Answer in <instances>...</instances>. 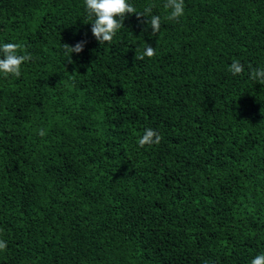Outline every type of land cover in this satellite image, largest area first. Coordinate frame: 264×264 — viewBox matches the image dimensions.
Returning a JSON list of instances; mask_svg holds the SVG:
<instances>
[{"label":"trees","instance_id":"1","mask_svg":"<svg viewBox=\"0 0 264 264\" xmlns=\"http://www.w3.org/2000/svg\"><path fill=\"white\" fill-rule=\"evenodd\" d=\"M164 2L129 0L154 6L158 33L129 15L99 44L84 0H0V44L33 57L0 73V264L264 253V85L248 69L264 67V0H184L178 21ZM80 41L69 62L62 44ZM147 128L162 140L140 148Z\"/></svg>","mask_w":264,"mask_h":264},{"label":"clouds","instance_id":"2","mask_svg":"<svg viewBox=\"0 0 264 264\" xmlns=\"http://www.w3.org/2000/svg\"><path fill=\"white\" fill-rule=\"evenodd\" d=\"M85 11L91 23V34L99 44L111 43L117 32L124 28V20L129 15H135L139 20L141 17L146 18L144 23L149 26L152 34L160 31L161 18L152 14L153 5H147L143 12H137L136 8L129 3V0H84ZM163 7L169 10L166 17L168 20L178 21L184 15V0H165ZM86 41L77 42L74 46L62 44L64 55L71 62V54H79L83 51ZM23 52V54H21ZM156 54L154 47L146 45L142 54L134 57L143 60L145 57L152 58ZM33 59L27 48L20 43H2L0 44V73L5 77L14 76L19 78L21 75V66ZM249 78L264 85V67L255 68L248 66ZM228 71L236 76L245 71L244 65L238 59H233L228 67ZM44 129L38 131V135H46ZM162 136L152 128L144 130L143 135L137 143L140 148L146 145L159 144ZM3 229H0L2 232ZM7 243L0 240V252L4 251ZM250 264H264V253H260L251 259Z\"/></svg>","mask_w":264,"mask_h":264}]
</instances>
